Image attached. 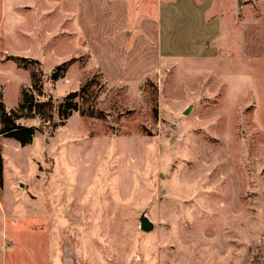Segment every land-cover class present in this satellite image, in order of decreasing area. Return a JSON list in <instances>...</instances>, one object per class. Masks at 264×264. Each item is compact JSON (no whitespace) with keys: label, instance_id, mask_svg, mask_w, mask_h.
Here are the masks:
<instances>
[{"label":"rangeland","instance_id":"374dc122","mask_svg":"<svg viewBox=\"0 0 264 264\" xmlns=\"http://www.w3.org/2000/svg\"><path fill=\"white\" fill-rule=\"evenodd\" d=\"M237 5L217 0L224 49L215 60L159 63L156 42L137 32L139 59L119 63H134L136 80L111 83L85 48L57 81L62 63L48 52L8 48L15 11L0 0V102L25 114L18 106L36 73L42 88L31 93L56 105V128L30 143L0 134V264H264V57L255 55L264 37L243 47L244 26L264 14ZM72 92L79 110L65 118L58 106Z\"/></svg>","mask_w":264,"mask_h":264},{"label":"crops","instance_id":"0c3cea01","mask_svg":"<svg viewBox=\"0 0 264 264\" xmlns=\"http://www.w3.org/2000/svg\"><path fill=\"white\" fill-rule=\"evenodd\" d=\"M262 1L240 7L238 0L237 13L250 7L249 11L260 9L264 14ZM216 4L217 0H11L18 33L5 35L4 41L14 51L25 47L34 55L44 50L58 64L85 48L108 82L121 81L116 80V74H127L124 80H136L131 75L137 73L135 64H128L129 67L126 64L124 68L119 63L124 56L129 61L132 52L135 62L139 59L145 37L132 40L137 32L156 42L159 63L164 58L187 62L215 60L219 47L224 49L218 41L223 34L222 17H225ZM229 8L232 18L226 21L224 30L232 36L235 10L231 5ZM130 11L138 19L131 26L128 24ZM147 14L151 16L150 21L146 20ZM73 36H78L80 45L71 41ZM260 37H264V20L248 22L244 26L243 47H260ZM245 50L250 57L254 56Z\"/></svg>","mask_w":264,"mask_h":264},{"label":"trees","instance_id":"16d2710c","mask_svg":"<svg viewBox=\"0 0 264 264\" xmlns=\"http://www.w3.org/2000/svg\"><path fill=\"white\" fill-rule=\"evenodd\" d=\"M37 63L36 61H33ZM69 62L58 65L53 73V80L57 81L60 79L58 73L66 72V68ZM66 69V70H65ZM33 78L35 79V85L33 90L23 91L22 100L18 106L23 113H17V109L8 111L5 104L0 102V119H1V132L0 134L9 136L21 142L27 144L32 141L34 134L38 131L44 133L46 130L56 128L54 122L56 105L52 99L44 101H38L37 98L31 93L35 89L42 88V84H38L39 74L34 73ZM40 82V81H39ZM42 92V89L39 91ZM79 92H72L68 94L63 102L58 106L59 113L68 118L73 112L78 111V103L75 99L78 97ZM38 118L42 123L39 127L24 126L19 123L21 119ZM0 186H3L2 177V155L0 152Z\"/></svg>","mask_w":264,"mask_h":264},{"label":"water","instance_id":"95a60500","mask_svg":"<svg viewBox=\"0 0 264 264\" xmlns=\"http://www.w3.org/2000/svg\"><path fill=\"white\" fill-rule=\"evenodd\" d=\"M241 0H239V6H240ZM190 108L186 109L185 114L189 112ZM141 228L142 230L148 232L153 229V224L146 218L142 217L141 218Z\"/></svg>","mask_w":264,"mask_h":264},{"label":"built area","instance_id":"2783aa9c","mask_svg":"<svg viewBox=\"0 0 264 264\" xmlns=\"http://www.w3.org/2000/svg\"><path fill=\"white\" fill-rule=\"evenodd\" d=\"M13 247H14V246H13L12 243H9V244L6 245V249H7L8 251L12 250Z\"/></svg>","mask_w":264,"mask_h":264}]
</instances>
